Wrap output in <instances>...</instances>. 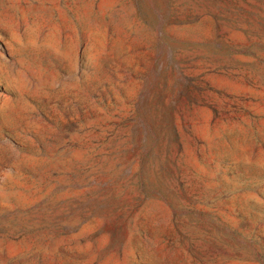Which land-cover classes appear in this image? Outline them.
<instances>
[{"label": "rangeland", "instance_id": "obj_1", "mask_svg": "<svg viewBox=\"0 0 264 264\" xmlns=\"http://www.w3.org/2000/svg\"><path fill=\"white\" fill-rule=\"evenodd\" d=\"M0 264H264V0H0Z\"/></svg>", "mask_w": 264, "mask_h": 264}]
</instances>
